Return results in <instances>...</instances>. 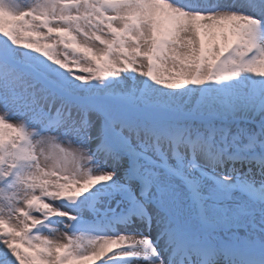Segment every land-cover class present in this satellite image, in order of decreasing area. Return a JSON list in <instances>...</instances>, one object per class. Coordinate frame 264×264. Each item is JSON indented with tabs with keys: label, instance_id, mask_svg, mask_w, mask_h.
Segmentation results:
<instances>
[{
	"label": "snow or ice",
	"instance_id": "6c2138e0",
	"mask_svg": "<svg viewBox=\"0 0 264 264\" xmlns=\"http://www.w3.org/2000/svg\"><path fill=\"white\" fill-rule=\"evenodd\" d=\"M0 264H264V0H0Z\"/></svg>",
	"mask_w": 264,
	"mask_h": 264
}]
</instances>
